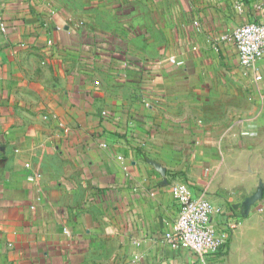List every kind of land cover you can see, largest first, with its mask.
<instances>
[{"label": "crops", "instance_id": "crops-1", "mask_svg": "<svg viewBox=\"0 0 264 264\" xmlns=\"http://www.w3.org/2000/svg\"><path fill=\"white\" fill-rule=\"evenodd\" d=\"M239 2L0 0V264H264L241 130L206 112L255 82L225 38L264 0ZM183 184L239 222L228 255L165 241Z\"/></svg>", "mask_w": 264, "mask_h": 264}, {"label": "built area", "instance_id": "built-area-1", "mask_svg": "<svg viewBox=\"0 0 264 264\" xmlns=\"http://www.w3.org/2000/svg\"><path fill=\"white\" fill-rule=\"evenodd\" d=\"M239 1L236 0L237 7L241 9ZM225 39L236 47L243 71L255 82L263 80L258 65L264 59V22H244ZM173 193L179 215L166 232L165 241L173 248L187 249L201 256L228 253L239 222L217 209L205 196L194 195L188 185H175Z\"/></svg>", "mask_w": 264, "mask_h": 264}, {"label": "rangeland", "instance_id": "rangeland-1", "mask_svg": "<svg viewBox=\"0 0 264 264\" xmlns=\"http://www.w3.org/2000/svg\"><path fill=\"white\" fill-rule=\"evenodd\" d=\"M239 76L236 78L232 76L231 80L249 78L245 71H241ZM206 112L212 116L210 123H220L221 131L234 123L235 120L237 121L241 132L240 137L232 145L234 154H236L234 157L238 163L241 164L245 161L249 166L234 171L238 172V176L246 178L248 182L253 180L255 192L259 187L264 188V79L254 82L251 87L245 85V88L243 87L237 93L223 92L222 95H218L216 102L213 101L207 105ZM218 114L221 115L220 122L217 117H214ZM257 202L261 208H264V197ZM246 221L251 225L264 226V209L259 210Z\"/></svg>", "mask_w": 264, "mask_h": 264}, {"label": "water", "instance_id": "water-1", "mask_svg": "<svg viewBox=\"0 0 264 264\" xmlns=\"http://www.w3.org/2000/svg\"><path fill=\"white\" fill-rule=\"evenodd\" d=\"M263 197H264V188L259 187L258 190L252 196L248 198L247 200L248 205L251 207L254 203L262 199Z\"/></svg>", "mask_w": 264, "mask_h": 264}]
</instances>
